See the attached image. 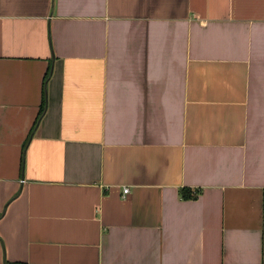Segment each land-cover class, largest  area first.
<instances>
[{
	"label": "crops",
	"instance_id": "obj_1",
	"mask_svg": "<svg viewBox=\"0 0 264 264\" xmlns=\"http://www.w3.org/2000/svg\"><path fill=\"white\" fill-rule=\"evenodd\" d=\"M0 264H264V0H0Z\"/></svg>",
	"mask_w": 264,
	"mask_h": 264
},
{
	"label": "trees",
	"instance_id": "obj_2",
	"mask_svg": "<svg viewBox=\"0 0 264 264\" xmlns=\"http://www.w3.org/2000/svg\"><path fill=\"white\" fill-rule=\"evenodd\" d=\"M180 195L184 199H193L197 196V192L196 191L193 192L188 188H182L180 189Z\"/></svg>",
	"mask_w": 264,
	"mask_h": 264
},
{
	"label": "built area",
	"instance_id": "obj_3",
	"mask_svg": "<svg viewBox=\"0 0 264 264\" xmlns=\"http://www.w3.org/2000/svg\"><path fill=\"white\" fill-rule=\"evenodd\" d=\"M123 192L127 193L128 192V188H124Z\"/></svg>",
	"mask_w": 264,
	"mask_h": 264
}]
</instances>
